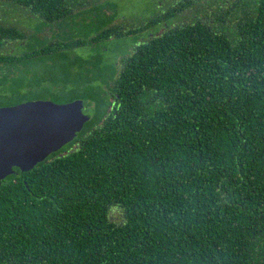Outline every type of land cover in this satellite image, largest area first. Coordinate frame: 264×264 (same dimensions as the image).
Returning a JSON list of instances; mask_svg holds the SVG:
<instances>
[{
	"label": "trees",
	"instance_id": "trees-1",
	"mask_svg": "<svg viewBox=\"0 0 264 264\" xmlns=\"http://www.w3.org/2000/svg\"><path fill=\"white\" fill-rule=\"evenodd\" d=\"M1 1L43 25L69 10L68 0ZM223 4L137 45L102 85L74 78L83 95L61 78L68 65L51 90L29 67L87 41L33 34L39 46L19 54L4 45L27 46L26 33L0 20V75L13 93L97 104L73 141L0 181V264H264V0ZM9 97L0 91V105Z\"/></svg>",
	"mask_w": 264,
	"mask_h": 264
},
{
	"label": "rangeland",
	"instance_id": "rangeland-1",
	"mask_svg": "<svg viewBox=\"0 0 264 264\" xmlns=\"http://www.w3.org/2000/svg\"><path fill=\"white\" fill-rule=\"evenodd\" d=\"M180 1L182 0H68L69 10L63 19V23L59 24L58 21H55L43 25L42 18L39 15L21 10L17 6L13 7L0 0V18H5L1 22L15 25L21 29L26 33L29 42H27V46L19 44L22 42L21 40L7 42L4 49L11 48L13 52H16L15 48H17L19 54L29 51V49L40 44L38 39L35 40L34 35L48 39L46 41L50 44L57 42V40L87 41L82 46L71 45L69 49L63 48L61 49L63 51L49 52L48 54H42L40 58H33L29 67V76H31L29 78L39 81L43 89L51 90L59 67L68 65L69 68L66 70L65 75L60 74L61 78L68 83L69 87L72 86L75 90L77 89L79 94L83 95L87 85L72 84L71 81L74 78L81 76L83 79H88L90 77L89 84L102 85L105 80H110L114 70L113 65L117 68L123 57L129 55L140 43L163 33L167 25L176 26L183 20L192 18L205 19L206 14L213 12V9L217 8L218 5L225 7L224 2L228 5L233 0H202L200 5L185 11L181 16L177 15L172 19L157 20V22L150 24L152 20L174 8ZM212 23H214L213 18ZM61 25L62 29H60ZM110 27H116V33L113 36L95 37L99 32L105 29L108 30ZM128 31L133 32L128 34ZM29 36L31 37L28 38ZM31 38L33 40H30ZM62 53L66 54L65 59L62 58V55H64ZM18 77L24 78L23 83H27L25 79L28 75L20 73ZM12 80L13 78L9 79L4 75H0V91L10 95L0 106L16 105L38 99L55 100L49 91L44 90L42 92L41 89L38 90L37 88L27 91L25 86L20 87L17 95V93L12 92ZM81 83L87 84L88 82L86 83L84 80ZM56 89L54 88V90ZM95 96H98V94ZM107 97L112 100L110 93L107 94ZM84 103V112L94 115L97 104L88 103L87 101H84ZM111 108L112 105L108 107V110L110 111ZM101 109L105 110V104L101 105Z\"/></svg>",
	"mask_w": 264,
	"mask_h": 264
},
{
	"label": "water",
	"instance_id": "water-1",
	"mask_svg": "<svg viewBox=\"0 0 264 264\" xmlns=\"http://www.w3.org/2000/svg\"><path fill=\"white\" fill-rule=\"evenodd\" d=\"M84 106L83 99L0 106V181L30 171L73 141L91 119Z\"/></svg>",
	"mask_w": 264,
	"mask_h": 264
},
{
	"label": "flooded vegetation",
	"instance_id": "flooded-vegetation-1",
	"mask_svg": "<svg viewBox=\"0 0 264 264\" xmlns=\"http://www.w3.org/2000/svg\"><path fill=\"white\" fill-rule=\"evenodd\" d=\"M2 19H5V18H0L1 21H3Z\"/></svg>",
	"mask_w": 264,
	"mask_h": 264
}]
</instances>
